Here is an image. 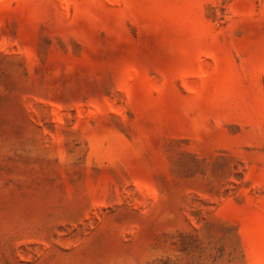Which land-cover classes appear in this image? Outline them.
<instances>
[{"label": "rangeland", "instance_id": "1", "mask_svg": "<svg viewBox=\"0 0 264 264\" xmlns=\"http://www.w3.org/2000/svg\"><path fill=\"white\" fill-rule=\"evenodd\" d=\"M0 264H264V0H0Z\"/></svg>", "mask_w": 264, "mask_h": 264}]
</instances>
